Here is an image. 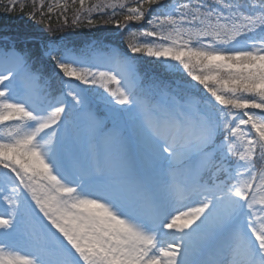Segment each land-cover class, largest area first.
<instances>
[{
    "label": "snow or ice",
    "instance_id": "6c2138e0",
    "mask_svg": "<svg viewBox=\"0 0 264 264\" xmlns=\"http://www.w3.org/2000/svg\"><path fill=\"white\" fill-rule=\"evenodd\" d=\"M132 3L0 37V264H264V0Z\"/></svg>",
    "mask_w": 264,
    "mask_h": 264
},
{
    "label": "trees",
    "instance_id": "16d2710c",
    "mask_svg": "<svg viewBox=\"0 0 264 264\" xmlns=\"http://www.w3.org/2000/svg\"><path fill=\"white\" fill-rule=\"evenodd\" d=\"M111 2V0H85L84 8H88L97 3ZM131 6H134L132 0H128ZM33 0H17V10L8 13L5 10V5L8 0H0V36H16L19 33H31V40L39 42L40 39L46 36L64 37L65 42H81L91 39H102L111 41L114 44H120L121 37L119 31L114 25L104 24V19L109 17H101L99 13H91V17L97 21L96 25L89 27L86 23L87 16L81 14V23L77 27L64 26V17L67 16L69 25L74 16L81 13L79 0H43L44 11L47 13V8L51 6L53 11L48 13L43 19L38 15L35 21L27 19V13L31 9ZM37 7L40 6V0H35ZM23 8V12H21ZM110 12L111 9H108ZM51 25L53 32H48L47 29ZM141 70L150 78L174 80L180 83L175 71L169 64H156L152 62H144ZM59 88V84L53 85ZM2 130V129H1Z\"/></svg>",
    "mask_w": 264,
    "mask_h": 264
},
{
    "label": "rangeland",
    "instance_id": "374dc122",
    "mask_svg": "<svg viewBox=\"0 0 264 264\" xmlns=\"http://www.w3.org/2000/svg\"><path fill=\"white\" fill-rule=\"evenodd\" d=\"M172 2H175V0H172ZM192 2L195 3L196 0H192ZM104 3H110V2H104ZM92 13H93V14H97L98 12H97V11H93ZM172 70L175 71V69H174L173 67H172ZM1 129H2V130H1ZM3 131H4V129H3V128H0V134H2Z\"/></svg>",
    "mask_w": 264,
    "mask_h": 264
}]
</instances>
